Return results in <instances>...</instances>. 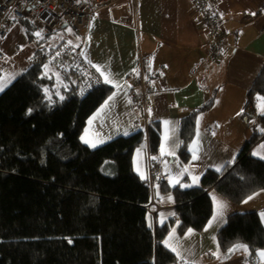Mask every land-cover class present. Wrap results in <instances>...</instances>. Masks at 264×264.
Wrapping results in <instances>:
<instances>
[{"label":"trees","instance_id":"trees-1","mask_svg":"<svg viewBox=\"0 0 264 264\" xmlns=\"http://www.w3.org/2000/svg\"><path fill=\"white\" fill-rule=\"evenodd\" d=\"M21 22L40 60L0 94V264L178 263L161 244L173 219L159 226L148 222L150 187L133 169V153L146 133L117 136L94 148L84 145L80 138L88 117L113 88L94 84L86 66L60 69L57 76L48 71L52 51L41 46L51 34L38 36ZM259 95H264V65L247 92L248 105ZM212 103L180 122L176 158L181 164L190 159L196 116ZM260 120L264 124V115ZM147 129L149 149L157 154L159 125L149 123ZM259 137L253 134L223 171L207 169L198 186L161 185L162 193L173 196L178 234L206 226L212 214L209 189L233 204L264 190V161L249 153ZM216 241L223 257L245 246L253 264L264 250L258 212L228 215Z\"/></svg>","mask_w":264,"mask_h":264},{"label":"crops","instance_id":"crops-1","mask_svg":"<svg viewBox=\"0 0 264 264\" xmlns=\"http://www.w3.org/2000/svg\"><path fill=\"white\" fill-rule=\"evenodd\" d=\"M88 1L93 14L82 39L67 27L69 31H61L60 41L52 44L53 37H49L41 46L52 50L47 70L55 76L60 69L86 66L94 84L105 83L113 88L88 117L81 142L94 148L117 136L145 132L147 124L157 122L158 153L153 154L144 140L134 151L132 164L138 177L142 179L137 167L144 176L142 180H147L151 152L168 174L167 180L156 182L150 190L147 206L152 226L173 219L161 244L177 256L176 264H252L243 245H239L243 246L241 250L223 257L216 234L227 216L235 212H258L264 228V190L233 204L209 189L212 214L206 226L202 231L187 229L178 234L173 196L162 193L161 185L170 189L198 186L207 169L221 172L233 164L255 133L260 137L249 153L264 161V124L260 120L264 114L258 108L264 106V95L256 96L251 105L247 98L264 65V0L217 1L215 11L222 28L223 49L215 61L207 60L209 38L191 0ZM36 49L22 22L14 23L0 38V78L7 79L0 94L40 60ZM58 54H62L63 62L52 63V56ZM140 63L149 88L145 120L131 98L136 89L132 76ZM210 99L211 107L196 116V132L188 148L190 159L181 164L176 158L179 124ZM194 152L197 159H193ZM262 252L257 253L253 264H264V257L258 255Z\"/></svg>","mask_w":264,"mask_h":264},{"label":"built area","instance_id":"built-area-1","mask_svg":"<svg viewBox=\"0 0 264 264\" xmlns=\"http://www.w3.org/2000/svg\"><path fill=\"white\" fill-rule=\"evenodd\" d=\"M97 1L102 3L107 0ZM217 1L191 0L209 38L207 60L214 61L218 59L223 49L222 28L215 11ZM92 14L93 11L87 0H0V38L7 35L14 23L25 21L42 35L52 34L62 24H66L76 37L82 39L88 32ZM61 56L62 54L53 55L52 63L59 64L62 59ZM74 56L75 54L71 53V57ZM2 58L3 55L0 53V59ZM137 70L136 74L132 76L133 79L135 78L136 89L131 98L136 108L143 111V119L145 120L149 88L144 78L142 63L138 65ZM145 141L148 143L147 140ZM147 165V182L151 190L156 182L167 180L168 174L163 171L162 163L153 158L151 152L147 158ZM173 218L178 220L179 214L175 212Z\"/></svg>","mask_w":264,"mask_h":264},{"label":"snow or ice","instance_id":"snow-or-ice-1","mask_svg":"<svg viewBox=\"0 0 264 264\" xmlns=\"http://www.w3.org/2000/svg\"><path fill=\"white\" fill-rule=\"evenodd\" d=\"M36 35H38L39 36V33H36ZM97 71H99V69H97ZM105 82H107V78H106V81ZM6 83H7V79H4V78H0V90H2V88L4 87V86H6ZM61 99H63V97H61ZM110 99H111V97H110ZM258 108H259V110L261 111V114H264V106H258ZM83 139V138H82ZM85 142H88V141H85ZM91 146H95V144H91ZM191 150V149H190ZM162 153H163V145H162ZM257 153H254V155H256ZM198 157L195 155V152L193 153V159H197ZM262 159H264V156H262L261 157ZM219 170V169H218ZM137 172L139 173V174H141V178L142 179H144V176H143V174L140 172V169H139V167H137ZM243 248V246H237L235 249H232V250H230V251H236V250H241ZM243 250H245L246 251V249H243ZM258 255H260V256H262V257H264V252H262V253H259Z\"/></svg>","mask_w":264,"mask_h":264},{"label":"rangeland","instance_id":"rangeland-1","mask_svg":"<svg viewBox=\"0 0 264 264\" xmlns=\"http://www.w3.org/2000/svg\"><path fill=\"white\" fill-rule=\"evenodd\" d=\"M108 1V0H107ZM96 2L97 3H100V2H98L97 0H96ZM106 2V1H105ZM103 3V2H102ZM68 29V28H67ZM66 31H69V29L68 30H66ZM61 30H59V31H55L54 33H52L51 34V36L50 37H53V40H51L50 41V43H52V44H54V43H57L58 41H60L61 40ZM68 33V32H67ZM48 35H50V34H48ZM27 36V35H26ZM41 36L43 37V35L41 34ZM45 36V35H44ZM28 38V37H27ZM36 51H37V49H36ZM52 51V50H51ZM2 54V53H1ZM61 62H63V61H61ZM143 64V63H142ZM50 65H51V61H50ZM54 65V64H53ZM48 66L47 65H45V68H47ZM143 70H144V68H143ZM148 125V124H147ZM147 127L144 129V131H145V133L147 132ZM146 140H147V138H145Z\"/></svg>","mask_w":264,"mask_h":264},{"label":"water","instance_id":"water-1","mask_svg":"<svg viewBox=\"0 0 264 264\" xmlns=\"http://www.w3.org/2000/svg\"><path fill=\"white\" fill-rule=\"evenodd\" d=\"M60 27H61V28H66L67 25H66V24H62Z\"/></svg>","mask_w":264,"mask_h":264}]
</instances>
